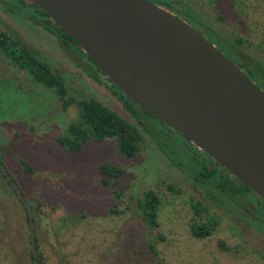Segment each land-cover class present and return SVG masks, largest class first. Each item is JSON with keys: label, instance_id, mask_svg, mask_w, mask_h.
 Segmentation results:
<instances>
[{"label": "rangeland", "instance_id": "rangeland-1", "mask_svg": "<svg viewBox=\"0 0 264 264\" xmlns=\"http://www.w3.org/2000/svg\"><path fill=\"white\" fill-rule=\"evenodd\" d=\"M150 1L192 23L184 7H175L179 0ZM195 2L211 22L224 16L226 21L215 23L226 32L235 29L246 33L252 18L264 23L260 17L264 0ZM8 18L24 43L36 48L53 70L65 77L70 94L101 101L143 134L140 152L131 159L120 155L113 138L90 139L79 153L65 150L57 137L77 118L76 107L63 109L54 89L35 82L0 51V157L27 200L35 205L34 229L44 264H264V252L228 213L215 212L220 218L208 237L196 239L190 234L189 224L195 217L191 203L198 196L171 166V160L182 159L183 150L180 153L177 146L185 143L192 149L183 137L123 98L76 44L57 35L54 23L50 24L54 29L50 35L14 14L5 21ZM102 162L126 169L113 188L120 192L119 198L102 184L97 169ZM187 164L185 160L183 167ZM170 187L178 192L173 193ZM150 189L162 197L154 228L145 226L134 201ZM29 246L25 210L0 176V264H32Z\"/></svg>", "mask_w": 264, "mask_h": 264}, {"label": "water", "instance_id": "water-1", "mask_svg": "<svg viewBox=\"0 0 264 264\" xmlns=\"http://www.w3.org/2000/svg\"><path fill=\"white\" fill-rule=\"evenodd\" d=\"M126 98L264 199V90L189 22L150 0H30ZM28 215L32 209L0 160Z\"/></svg>", "mask_w": 264, "mask_h": 264}, {"label": "trees", "instance_id": "trees-1", "mask_svg": "<svg viewBox=\"0 0 264 264\" xmlns=\"http://www.w3.org/2000/svg\"><path fill=\"white\" fill-rule=\"evenodd\" d=\"M210 3H216V0H210ZM32 13L40 14L35 15L36 17H43L47 15L39 6L35 5L34 3ZM204 13L206 14L205 11ZM260 17H264V10L260 14ZM203 18H195L193 20V25L200 26L202 29H204L206 33L205 37L209 39L212 44L217 46V48L224 52L227 57H230L234 63L239 65L248 77H250L256 83H259L261 86H264V84H262V81L264 82V32L261 31L264 28V23L260 21V19L252 18L247 22L249 31L246 33L241 31L236 32L235 29L226 32L223 28H218L215 23L220 21L223 22V19L225 20L224 16L219 15V18L217 19L218 21L212 22L208 17L207 20L210 22L208 25L206 22H204ZM34 21L41 24V21L39 20ZM189 23L192 24L191 22ZM50 24L51 23L49 22V25ZM63 33L65 36L72 39V37L66 32ZM0 51L10 61L11 64L17 66L21 70L28 72L35 82L41 83L47 88L54 89L61 101L63 109H66L71 105L76 107L77 118L68 124L63 135L57 137V142L61 147L65 148V150L69 152L79 153L82 150L83 145L90 139L102 141L107 138H113L116 139L117 148L121 156L131 159L138 155L143 142V134L141 130L135 124H132V122L127 121L117 112L111 110L101 101L91 96L74 97L72 94H70L68 87L69 85L65 77L59 73H56L48 59L46 60V57L42 55L36 48L24 43L23 39L20 38L16 33L15 36H11L7 32L0 30ZM81 51L84 53L82 49ZM85 56L87 55L85 54ZM87 58L96 67V65L88 56ZM96 69L101 72L97 67ZM113 86L123 98L138 107L134 102L126 98V96H124L114 84ZM142 111L150 117L156 119L146 111ZM176 133L179 134L178 132ZM179 135L185 138L183 135ZM0 160L4 164L1 157ZM21 163L25 169H27L29 172H32L31 167L26 165L24 160H21ZM97 169L99 174L102 176V184H106L107 187L112 189L115 197L119 198L120 192L118 190H114L113 188L116 187V184H118L126 169L111 162H102L97 166ZM0 176L4 178V181L9 185L14 194H16L1 171ZM12 178L16 181L13 176ZM241 185L242 186H238L237 190L234 187H231V192L237 196H240L242 191L245 193H247V191L251 192V189L248 186L244 185L243 183H241ZM169 190L175 194L178 192L177 189L173 187H170ZM134 201L138 208L139 217L144 222L145 226L147 228H154L158 226L159 208L162 204L161 195L157 191L150 189L145 191L142 196L134 198ZM29 204L32 211L36 212L35 205H33L31 202H29ZM191 207L195 217L197 218L193 217V219H191L189 224L190 234L196 239L208 237L216 228V225L218 224L217 219L214 216L207 214L206 210L204 209L205 207L202 206L198 200L192 201ZM23 208L28 221L26 209L24 206ZM110 210L111 212H116L114 209ZM36 245L38 249V243ZM219 245L221 248L226 249L223 243L220 242ZM149 248L153 254L157 253L154 245L150 241ZM29 254L30 258L32 259L30 246ZM38 262L39 264H44L42 260V254L39 252V250Z\"/></svg>", "mask_w": 264, "mask_h": 264}, {"label": "flooded vegetation", "instance_id": "flooded-vegetation-1", "mask_svg": "<svg viewBox=\"0 0 264 264\" xmlns=\"http://www.w3.org/2000/svg\"><path fill=\"white\" fill-rule=\"evenodd\" d=\"M25 1H27V3ZM16 2L17 4H13L12 0H0V26L4 27V29H2L1 31H5L11 36H15L16 33L19 37H22V34L18 33L13 27L15 23H10L12 21L10 18H8V21H5L6 16L11 17V14H14L15 16L19 17L23 23H31L35 27L49 32L48 34L50 35L53 34L52 32H54V29H51L49 22L51 24L54 23L56 26L57 35L62 36L63 38L73 42L74 44L77 43L73 38L72 39L76 43L72 39L65 36V34L63 33L65 31L61 29L49 15L36 17L35 15L40 14L32 13V1L16 0ZM153 3L156 4V2ZM161 4H163L170 10H174L170 5H167L166 3ZM168 4H170V2H168ZM176 6H182L185 8L186 14L191 18L192 23L195 18L201 19L203 17L205 18H203V20L207 25L210 23L207 20L208 17L204 13L203 8L198 2H195V0H179L178 4H176L175 7ZM34 20L41 21V24L36 23ZM191 25L203 36H205L206 33L204 29L197 25ZM18 26H23L27 29H30V27L23 24H19ZM77 46L79 47V49L81 48L79 45ZM257 85L261 87L259 83H257ZM183 139L186 143H188V145L191 146L192 149L186 146L187 144L185 143L183 145L181 144L177 146V150L180 153L183 150V153L181 154L182 159L179 161L171 160V166H173L184 176V178L190 183L191 188H195L196 191H194L198 196L195 201L198 200L200 204L205 207L204 209L206 210L207 214L214 216L217 221L219 216L217 213H215L216 211H221L232 215L234 219H236L238 223L241 224V227L245 231L248 238L253 241L252 243L264 252V199L251 188V192L247 191V193H245L242 191V194L240 196L232 193L231 187H234L237 190L238 186H242V182L224 166L210 157L206 152L202 151L200 148L192 144L189 139H187L186 137ZM184 148H188L190 151H186ZM185 160H187L188 164L186 167H183L185 165ZM33 212L34 211H32V213Z\"/></svg>", "mask_w": 264, "mask_h": 264}]
</instances>
